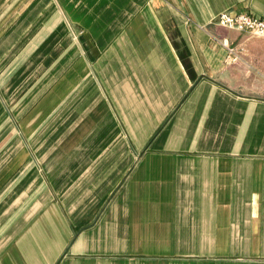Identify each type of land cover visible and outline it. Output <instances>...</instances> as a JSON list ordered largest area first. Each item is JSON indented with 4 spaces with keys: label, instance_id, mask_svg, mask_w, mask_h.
Masks as SVG:
<instances>
[{
    "label": "crops",
    "instance_id": "0c3cea01",
    "mask_svg": "<svg viewBox=\"0 0 264 264\" xmlns=\"http://www.w3.org/2000/svg\"><path fill=\"white\" fill-rule=\"evenodd\" d=\"M223 12L264 0H0V264H264V38Z\"/></svg>",
    "mask_w": 264,
    "mask_h": 264
},
{
    "label": "built area",
    "instance_id": "2783aa9c",
    "mask_svg": "<svg viewBox=\"0 0 264 264\" xmlns=\"http://www.w3.org/2000/svg\"><path fill=\"white\" fill-rule=\"evenodd\" d=\"M213 23L221 28L264 38V20L246 13L233 14L223 12L214 18ZM213 40L224 48L226 52V63L232 64L242 60V49H237L232 46L226 38L213 37Z\"/></svg>",
    "mask_w": 264,
    "mask_h": 264
},
{
    "label": "rangeland",
    "instance_id": "374dc122",
    "mask_svg": "<svg viewBox=\"0 0 264 264\" xmlns=\"http://www.w3.org/2000/svg\"><path fill=\"white\" fill-rule=\"evenodd\" d=\"M237 63V62H236ZM227 64H229V63H227ZM232 64H234V63H232Z\"/></svg>",
    "mask_w": 264,
    "mask_h": 264
}]
</instances>
